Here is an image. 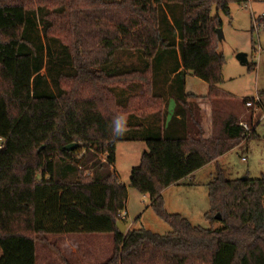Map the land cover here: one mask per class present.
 <instances>
[{
    "label": "trees",
    "instance_id": "trees-1",
    "mask_svg": "<svg viewBox=\"0 0 264 264\" xmlns=\"http://www.w3.org/2000/svg\"><path fill=\"white\" fill-rule=\"evenodd\" d=\"M213 2L0 0V264H35L37 240L47 235L93 234L112 236L106 264H264V177L226 180L216 167L206 185L207 230L163 210L162 190L254 136L231 116L217 134L201 126L195 102L226 95L217 89L221 23L209 26L211 9L228 15L229 3L247 0ZM175 55L179 64L162 83L170 94L164 110L151 63ZM187 74L208 94L172 99L182 106L168 121L172 83ZM118 117L127 132L113 136ZM118 142L145 144L129 187L148 197L170 233L116 229L127 201L113 171ZM71 144L77 148L65 151Z\"/></svg>",
    "mask_w": 264,
    "mask_h": 264
},
{
    "label": "rangeland",
    "instance_id": "rangeland-1",
    "mask_svg": "<svg viewBox=\"0 0 264 264\" xmlns=\"http://www.w3.org/2000/svg\"><path fill=\"white\" fill-rule=\"evenodd\" d=\"M228 9V15H224L212 8L209 21L211 28L216 27L218 20L221 23L223 39L218 41L217 53L222 55L223 65L222 81L217 89L226 95L216 100H197L195 104L200 109L201 126L205 134H217L222 121L231 116L235 118L238 126H246L249 130L247 136L254 128V136L244 138L239 146L221 156L216 163L207 164L178 185L161 191L165 213L179 215L191 225L204 230L210 228L203 217L209 209L206 185L214 175L216 167L223 171L226 180L264 177V95H260L264 91V0H247L241 5L229 3ZM174 14H179L178 9L174 10ZM175 32L177 34V29ZM239 53L246 54V66L236 61L235 57ZM178 56L166 57L163 64L151 63V76L153 75L156 81L154 94L161 96L164 110L170 94L162 83L169 80L166 71L170 68L173 70L179 64ZM115 60L118 65L126 63L118 53ZM133 62H136L134 56L130 60V63ZM172 84V97L167 109L168 121L172 117V109L180 111L178 107L182 106H174L172 99L178 100L183 94L200 99L208 94L207 84L190 74L181 75ZM126 95L127 90L122 95L124 100ZM255 97L259 102L252 100ZM131 101L137 103V99ZM246 102H251V106L246 107ZM128 111H123L124 118ZM180 114L185 117L184 112ZM133 134L135 133L131 131L128 135ZM143 153L148 151L145 144L140 142H118L115 145L113 171L127 191L125 210L121 213L124 217L123 224L127 230L143 228L163 236L170 233L169 227L150 208L148 197L129 187L130 171L139 166ZM212 227L217 228L219 225L214 223ZM42 238L37 240L35 245L36 264H106L113 250V239L109 234L47 235Z\"/></svg>",
    "mask_w": 264,
    "mask_h": 264
},
{
    "label": "water",
    "instance_id": "water-1",
    "mask_svg": "<svg viewBox=\"0 0 264 264\" xmlns=\"http://www.w3.org/2000/svg\"><path fill=\"white\" fill-rule=\"evenodd\" d=\"M216 36H217V40L219 42H221L222 39H223L221 29H217L216 30ZM235 59L240 65H242V66H246L247 65V56H246V54L239 53V54L236 55ZM76 148H77L76 144H71V145L65 147L64 150L67 151V152H71V151L75 150ZM243 178H241V179H243ZM219 219H220L219 215H216L215 216V220L219 221ZM116 229L118 230V232L120 234H125V232H127L126 228H125V225L122 224L121 222H117L116 223Z\"/></svg>",
    "mask_w": 264,
    "mask_h": 264
},
{
    "label": "clouds",
    "instance_id": "clouds-1",
    "mask_svg": "<svg viewBox=\"0 0 264 264\" xmlns=\"http://www.w3.org/2000/svg\"><path fill=\"white\" fill-rule=\"evenodd\" d=\"M111 134L113 136H122L127 132V120L121 117H118L113 121L110 126Z\"/></svg>",
    "mask_w": 264,
    "mask_h": 264
},
{
    "label": "built area",
    "instance_id": "built-area-1",
    "mask_svg": "<svg viewBox=\"0 0 264 264\" xmlns=\"http://www.w3.org/2000/svg\"><path fill=\"white\" fill-rule=\"evenodd\" d=\"M254 102H259V99L257 97H255L254 99H252ZM251 102H246L245 106L246 107H250L251 106ZM239 126L244 130V132L247 134L249 133V130L246 128V126H244L243 124H239ZM120 218V222L124 219L123 215H119L118 216Z\"/></svg>",
    "mask_w": 264,
    "mask_h": 264
},
{
    "label": "crops",
    "instance_id": "crops-1",
    "mask_svg": "<svg viewBox=\"0 0 264 264\" xmlns=\"http://www.w3.org/2000/svg\"><path fill=\"white\" fill-rule=\"evenodd\" d=\"M169 19V18H168ZM182 70V68L180 67L178 70H177V72L175 73V74H172L170 77L171 78H173L178 72H180ZM170 108V107H169ZM254 129V128H253ZM218 160V159H217ZM242 160H244V159H242ZM217 161H215V163H216ZM126 231H128L127 229H126ZM63 236H65V235H63ZM36 252H35V264H36Z\"/></svg>",
    "mask_w": 264,
    "mask_h": 264
}]
</instances>
